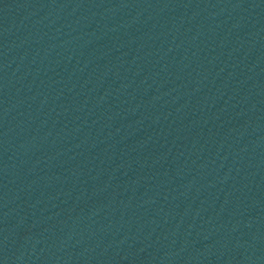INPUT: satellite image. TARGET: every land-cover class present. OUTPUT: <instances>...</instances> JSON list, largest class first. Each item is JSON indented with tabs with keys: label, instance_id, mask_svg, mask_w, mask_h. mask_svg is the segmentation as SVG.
Masks as SVG:
<instances>
[{
	"label": "water",
	"instance_id": "1",
	"mask_svg": "<svg viewBox=\"0 0 264 264\" xmlns=\"http://www.w3.org/2000/svg\"><path fill=\"white\" fill-rule=\"evenodd\" d=\"M0 264H264V0H0Z\"/></svg>",
	"mask_w": 264,
	"mask_h": 264
}]
</instances>
